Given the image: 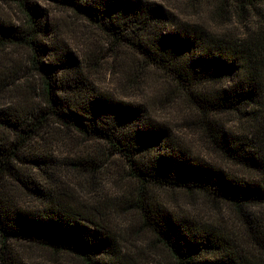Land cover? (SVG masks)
<instances>
[{
	"label": "trees",
	"instance_id": "1",
	"mask_svg": "<svg viewBox=\"0 0 264 264\" xmlns=\"http://www.w3.org/2000/svg\"><path fill=\"white\" fill-rule=\"evenodd\" d=\"M15 1L23 22H0V46L27 49L28 66L40 78L41 106L29 113L17 107L0 109V264H23L9 254V240L71 254L82 264H138L104 218L68 198L47 178V168L53 166L48 156L37 151L25 156L51 123L104 144L111 156L123 160L127 176L138 185L134 207L140 227L152 236L153 247H162L173 260L162 264H264V0H218L222 10L261 19L242 35L176 22L150 0H52L170 79L198 111L199 125L214 150L248 171L250 178L191 157L143 105L96 91L69 49L50 41L48 13L34 1ZM222 113L247 120L253 138L219 126L215 118ZM22 160L35 163L51 186L21 173L16 164ZM95 165L98 170L103 166ZM7 177L20 181L38 206L15 204L6 193ZM152 187L178 188L227 204L239 233L172 214L151 198Z\"/></svg>",
	"mask_w": 264,
	"mask_h": 264
},
{
	"label": "rangeland",
	"instance_id": "2",
	"mask_svg": "<svg viewBox=\"0 0 264 264\" xmlns=\"http://www.w3.org/2000/svg\"><path fill=\"white\" fill-rule=\"evenodd\" d=\"M31 1L48 13L50 41L54 44L60 42L69 49L79 62L87 83L96 91L105 92L117 100L143 105L151 119L166 125L176 146L191 157L242 178L252 177L244 168L214 150L207 132L199 125L198 111L180 96L178 88L162 72L145 65L128 48L115 45L97 27L52 0ZM150 1L161 4L176 22H198L217 31H232L238 35L255 29L261 22L257 16H239L236 12L222 10L218 0ZM0 22L6 25L23 22L15 0H0ZM27 57L26 48L0 46V109L17 107L29 113L41 106L38 95L40 78L30 70ZM215 119L225 130L253 138L248 121L236 113H222ZM33 151L51 159L53 166L47 168L46 175L59 186L60 192L104 218L115 230L124 250L138 264L143 261L144 264L173 262L166 250L153 247L152 236L141 229L139 211L134 207L138 185L127 176L123 160L111 156L104 144L85 140L76 132L51 123L31 142L24 154L28 157ZM76 159H92L95 163L91 166L71 164ZM95 164L103 166L98 170ZM16 167L24 175L51 186L52 183L44 182L45 173L35 163L22 160ZM4 182L7 196L15 204L27 209L38 206L26 195L20 181L7 177ZM148 193L172 214L239 233L236 215L227 204L215 203L200 194L178 188L152 187ZM7 246L9 254L23 264H82L78 257L56 253L36 243L9 240Z\"/></svg>",
	"mask_w": 264,
	"mask_h": 264
}]
</instances>
